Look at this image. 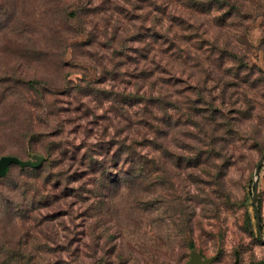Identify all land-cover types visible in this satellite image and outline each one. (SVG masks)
<instances>
[{
    "label": "rangeland",
    "instance_id": "374dc122",
    "mask_svg": "<svg viewBox=\"0 0 264 264\" xmlns=\"http://www.w3.org/2000/svg\"><path fill=\"white\" fill-rule=\"evenodd\" d=\"M239 4L236 31L219 34L236 57L208 66L206 103L190 98L191 126L167 127L186 117L162 114L156 141L141 144L108 106L123 99L112 88L131 87L134 40L121 42L140 27L145 1L0 0V157L46 159L0 177V264H184L192 251L218 252L210 264L264 261L252 225L264 0ZM257 190L264 237V162Z\"/></svg>",
    "mask_w": 264,
    "mask_h": 264
},
{
    "label": "trees",
    "instance_id": "16d2710c",
    "mask_svg": "<svg viewBox=\"0 0 264 264\" xmlns=\"http://www.w3.org/2000/svg\"><path fill=\"white\" fill-rule=\"evenodd\" d=\"M134 1L131 0V3L133 4ZM143 1L146 6L143 7L140 27H135L136 29L130 32L128 40L121 42L124 44L134 40V44L129 45L132 51L128 58L129 64H133L130 78L127 80L131 87L127 90L112 88L114 91H119L116 93L123 94L121 99L123 101H114L108 106L113 116L117 118L116 128L126 127L136 134L141 133V144L156 141L159 129L162 128L160 124L162 114L167 118H172L173 115H178V118L185 116L182 123L178 120L179 122L171 124L169 120L166 121V125L167 127L181 125L182 131L188 130L191 126L188 121L193 109L190 105L192 93L194 92L197 97L196 103L199 105L206 103L204 91L211 73L209 67L213 69L212 65L229 61V57H236V54L228 48V46L236 47L235 42L230 39H225L223 42L219 34H225L227 37L228 31H236L234 30L236 20L244 15L239 7L241 0ZM118 36L121 39V35ZM193 51L200 52L198 64L202 72L195 87L188 80L191 75L188 69L193 62ZM205 62L208 65L204 64ZM118 72L116 64L114 79L120 77L117 76ZM208 104L212 106L211 102ZM121 121L124 122L121 124L122 127ZM116 135L119 136L118 133ZM126 138L130 142L129 148L138 144L135 140L137 136ZM119 154V151L115 154L117 159ZM135 157L133 152H129L124 160H134ZM45 160L44 157L43 161ZM12 165L28 167L35 171L41 164L37 167L10 164L7 172ZM258 204H260L259 194ZM252 225L258 238L254 209Z\"/></svg>",
    "mask_w": 264,
    "mask_h": 264
},
{
    "label": "water",
    "instance_id": "95a60500",
    "mask_svg": "<svg viewBox=\"0 0 264 264\" xmlns=\"http://www.w3.org/2000/svg\"><path fill=\"white\" fill-rule=\"evenodd\" d=\"M43 160H44V157L40 155H34L30 159H27V160H22L16 156L3 155L0 157V177H3L7 174L8 167L10 166V164L37 167L42 163ZM263 162H264V154L259 159L256 165V168L254 170V176H253V188L254 189L252 193V203H253V209H254L256 233H257L258 239L264 243V237H263L262 228H261L260 211L258 207V190H257L259 173H260V169L262 167ZM217 253L214 256H211L209 258H200L198 252L192 251L189 259L184 264H210L213 261V259L216 257ZM253 264H264V261H258Z\"/></svg>",
    "mask_w": 264,
    "mask_h": 264
}]
</instances>
